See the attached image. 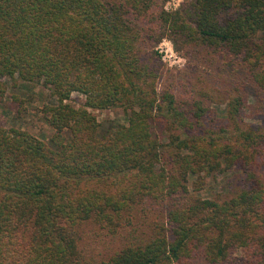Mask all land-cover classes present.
Segmentation results:
<instances>
[{
	"label": "trees",
	"instance_id": "16d2710c",
	"mask_svg": "<svg viewBox=\"0 0 264 264\" xmlns=\"http://www.w3.org/2000/svg\"><path fill=\"white\" fill-rule=\"evenodd\" d=\"M167 1L0 0V103L10 88L54 99L45 140L0 125V264H264V105L247 104L264 91V0ZM163 38L228 68L224 116L158 86L140 44ZM111 108L126 122L92 112ZM229 171L230 196L191 193ZM88 223L124 245L97 257Z\"/></svg>",
	"mask_w": 264,
	"mask_h": 264
},
{
	"label": "rangeland",
	"instance_id": "374dc122",
	"mask_svg": "<svg viewBox=\"0 0 264 264\" xmlns=\"http://www.w3.org/2000/svg\"><path fill=\"white\" fill-rule=\"evenodd\" d=\"M182 0H171L166 6L168 9L178 7ZM164 4V5H165ZM156 43L152 48H145L143 44L141 47V56L143 60L150 62L152 58H157L161 63L164 70V75L160 79L158 86H164L169 81H172L175 89L178 93H183L187 96L200 98L204 100V104L210 105L214 108L217 116H224V103L227 96V90L232 78L229 76L228 68L221 69L218 64L205 63V59L187 60L183 63L181 68H171L164 63L157 51ZM174 49V48H173ZM152 53V57L150 56ZM180 54V53H178ZM21 84V82H18ZM33 85V84H32ZM249 93L247 98V104L253 105L255 103H261L264 105V91H258L255 87L248 89ZM205 94H209L210 97ZM15 88H10L2 103H0V125L4 127L17 126L21 129H25L37 138L45 140L51 133L52 129L42 118L43 113L41 108L43 104H52L54 99L50 96L49 91L43 88L36 87L32 91L20 90V93ZM16 94V99L13 96ZM209 98H212L213 102L209 103ZM70 103L75 107H81L83 103V96L77 92L71 94ZM264 112V108L260 111ZM98 121L104 118H110L118 120L121 123H125V117L123 111L120 108H111L105 110L92 111ZM250 115V109L244 110V121L247 124H258L259 121L248 117ZM264 159V157H263ZM261 170L264 173V163ZM235 171L227 172L225 175L219 174L217 177H210L206 179L205 187L201 190L191 191L192 194H197L203 198H209L221 194V196H230L233 189L238 185L239 176L235 174ZM234 174V175H233ZM241 181V180H240ZM94 225L86 224L82 228V239L91 245L93 253L98 254L97 257L105 258L111 255L114 251L121 248L125 239L123 235L111 236L100 233L94 235ZM97 228V227H96ZM236 255L240 254V251H236ZM203 264L201 258L199 263Z\"/></svg>",
	"mask_w": 264,
	"mask_h": 264
},
{
	"label": "built area",
	"instance_id": "2783aa9c",
	"mask_svg": "<svg viewBox=\"0 0 264 264\" xmlns=\"http://www.w3.org/2000/svg\"><path fill=\"white\" fill-rule=\"evenodd\" d=\"M171 1V0H170ZM170 1H167L166 3H170ZM164 5V8L166 10H174L177 7L168 9ZM173 45L169 39L163 38L160 42L157 44V51L159 53V56L161 60L166 63L169 67L173 68H181L183 66V63L185 62V58L178 54L174 49Z\"/></svg>",
	"mask_w": 264,
	"mask_h": 264
}]
</instances>
